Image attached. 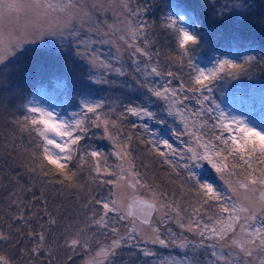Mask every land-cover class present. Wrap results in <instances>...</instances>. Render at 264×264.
Here are the masks:
<instances>
[{
	"label": "trees",
	"instance_id": "16d2710c",
	"mask_svg": "<svg viewBox=\"0 0 264 264\" xmlns=\"http://www.w3.org/2000/svg\"><path fill=\"white\" fill-rule=\"evenodd\" d=\"M121 1L126 3L133 27L140 20H146L150 25L147 29L146 45L140 43L143 37L135 43L150 50L152 60L149 61L143 56L133 57L131 54L127 64H120V72L117 73V62L122 59L117 56L115 49H111L109 55L114 56L115 53L117 61L114 59L110 69L102 73L81 58L79 41L77 43V37H74L63 48L56 41L26 45L23 53L11 61L6 71L0 68V79L3 80L0 95L6 97V107L0 108V229L6 233L10 232L13 237L11 242H0V252L8 255L14 264H47L49 258L52 264H86L88 259L100 250L99 246H107L113 239L127 236L130 223L126 216L123 219H115L114 213H110L108 223L110 227L117 228L118 233L111 232L110 228H94L87 232V235L93 237L89 250L73 254L64 246L66 239L79 228L90 224L89 218L92 217L93 211H100V206L94 203L85 207L88 201L93 197L104 199L106 194L113 191V185L99 181L89 182L78 192H72L62 189L58 184L49 183V178L32 173L28 166L32 163L31 154L36 151L40 138L36 133L22 131L11 122L24 114L23 109L18 107L21 103L31 100L33 95L41 90L63 101L65 109L73 113L81 111L82 99L103 103L104 111L111 119L116 120L118 125V128L113 130V135L130 148L131 164L134 165V171L140 174L143 183L151 185L153 191L165 194V199L179 205L186 214H192L195 209L200 208L195 190L184 184L181 176H177L176 172L181 171L180 168L174 171L162 162V158L153 150L152 143H149L157 142L156 138H152L151 133L144 129L145 123L148 127L151 124L157 127L165 125L170 129L167 137L170 142H175V136L179 137L176 134L182 133L178 130L180 127L176 121L165 114L166 100L151 97L147 92V89L168 86L169 80L173 88H177L180 81H184L186 85L189 82L190 69L171 60L175 56V43L170 32L163 26L165 17L169 13L175 15L182 11L198 18L199 30L204 33L207 41L195 53V61L199 65L201 62L205 64L232 54L237 55V62H243L248 55L254 56L255 62L248 66L245 72L217 80L214 87L219 88L213 89L214 91L221 92L226 89V85L238 87L239 82L244 85L264 83V0H244L243 11L235 7L241 2L235 4L234 0ZM143 9L147 11H142ZM133 10L141 11L137 15L133 14ZM220 12L224 15H219ZM106 47L108 48V45ZM151 67H158L162 75H148ZM168 71L177 75L168 77ZM98 75L103 76L101 78ZM158 78L163 81L155 80ZM97 80L103 82L97 83ZM187 95L192 96L191 93ZM183 103L193 112H196L195 108L199 105L191 98ZM129 107H146L157 121L154 118L152 120L132 115L126 111ZM210 130L203 129L206 138ZM86 143L98 146L105 154L100 160L102 171H117L118 159L111 160L116 146L106 138L101 129H92ZM176 143H179L178 139ZM160 149L164 151L163 148ZM239 170L243 172V167L237 166L236 171ZM84 180H87V170L83 174L82 183ZM200 210L202 215L216 214L215 209ZM46 213L56 219L55 225L48 224ZM19 215L26 218L27 226L15 219ZM110 217L113 218L109 219ZM138 224L141 225L140 222ZM29 231L45 232L48 247L52 249L51 257L47 252H44L39 260L25 255L27 250L34 246L32 239L27 235ZM140 240L142 239L139 238L137 242ZM164 248L166 247L157 248L151 255H145L143 249H136L122 241L115 255L105 260L104 264H159L162 251L167 250L168 257L172 254L171 250Z\"/></svg>",
	"mask_w": 264,
	"mask_h": 264
},
{
	"label": "snow or ice",
	"instance_id": "6c2138e0",
	"mask_svg": "<svg viewBox=\"0 0 264 264\" xmlns=\"http://www.w3.org/2000/svg\"><path fill=\"white\" fill-rule=\"evenodd\" d=\"M79 4L80 0H0V22L21 13L32 14L36 18L30 30L5 31L0 27V68L6 71L11 61L23 53L22 50L27 44L51 37L63 48L74 37H78L79 34L73 26V21L79 18L75 16ZM235 7L241 11L244 10L242 3ZM140 11L133 10V14L139 15ZM142 11H147V9ZM219 15L222 16L224 13L220 12ZM163 26L170 32L175 43V56L171 60L181 67L190 69L189 82L186 85L184 81H180L179 86L173 88L169 80L168 86L161 85L159 89H147V92L151 97L171 101L169 107L173 112L177 104H183L190 98L195 99L201 107L192 115L199 117L206 112L214 121L212 128L219 129V134H214L207 139L203 134H197L196 131L188 133L194 141V146H185L183 149L174 148L167 139L157 142L149 141L155 153L162 158L163 163L168 164L174 171L177 168L181 169L176 174L181 176L184 184L190 185L191 189L195 190L200 208L215 209L216 214L214 215H207V213L202 215L200 208H197L187 223L182 219L178 223L180 227L199 237V247L208 246L205 244L207 240L214 241L211 247L215 250L212 255L216 257V264H264V129L251 126L245 119L230 116L229 113L220 109V105L215 103L211 95L217 80L225 76L235 77L245 72L248 66L255 62V58L248 55L243 62L216 58L214 67H201L195 61V53L207 41L204 33L199 30L198 18L182 11L175 15L169 13L164 19ZM149 27L146 20H140L135 27L129 25L128 34L133 41L131 45L133 57L143 56L150 61L152 60L150 50L146 47H139L135 43L143 37L140 43L146 45ZM137 69H139V61H137ZM115 71L119 73L120 69L116 68ZM148 75L159 77L162 72L158 67H151ZM166 75L174 77L177 74L168 71ZM96 82L103 81L97 80ZM2 84L3 80L0 79V85ZM187 93H191L192 96L189 97ZM5 100L6 97L0 95V108L6 107ZM18 107L23 109L24 114L21 118L11 122L19 126L22 131H28L29 134L36 133L40 138L36 151L31 154L32 163L28 166L32 173L49 178V183L58 184L62 189L72 192H78L86 183L98 181L113 185L114 189H119L122 182L131 187L138 185L151 196V201L141 200L139 204L143 223L149 225L152 231L158 232V229H153L150 225V217L157 209V204H159V210L165 213V218L169 214L182 217L183 210L179 205L165 199V194L153 191L151 185L141 183L140 174L133 170L134 165L129 159L130 148L113 135V130L117 129L118 125L116 120L111 119L104 111L103 103L83 100L81 111L73 113L72 119H60L59 113L36 106L32 100H27ZM126 111L137 117L154 118L153 113L146 107H129ZM204 126L206 122L201 125V127ZM92 129H101L106 138L113 142L117 149L114 154L128 161L127 170L121 166L118 172H110L107 169L102 171L100 160L105 154L98 146L86 143ZM144 129L151 131L147 123L144 124ZM185 131H187V126ZM176 135L180 136L181 133ZM158 144H163L168 151H162L157 146ZM170 155L179 156L180 159L173 163ZM209 166L219 174L218 178L230 189L229 193H221L201 174V170ZM237 166L243 167V172L240 173L243 178L233 182L232 177L238 175ZM85 170H87V180L82 183ZM239 189H244L247 193L259 192V196L246 195L244 201L241 202L234 198ZM116 195V191H112L108 198L93 197L88 201L85 207L94 203L100 206V211H93L92 217L89 218L90 224L79 228L69 239L65 240L64 246L71 253L90 249L93 237L87 235V232L94 228H110L111 232L118 233V229L110 227L108 223L109 214L119 212L117 200L112 199ZM46 215L49 225L57 223L51 214L46 213ZM205 216L207 222H205ZM15 219L24 222L27 226V220L23 215ZM27 235L32 239L34 246L28 249L25 255L39 260L40 256L47 252L51 257L52 249L48 247V237L44 231H29ZM12 240L10 232L6 233L0 229V242H11ZM122 241L121 237L113 239L107 246H99L100 250L95 252L86 264H104L105 260L115 255ZM153 242L167 246V242L158 236ZM180 247L191 248L195 255L198 246L186 241ZM144 254L151 255L152 253L145 252ZM69 259L71 260V256ZM0 264H14V262L8 255L0 252ZM47 264H52L50 258ZM191 264H196L195 259L191 261Z\"/></svg>",
	"mask_w": 264,
	"mask_h": 264
},
{
	"label": "rangeland",
	"instance_id": "374dc122",
	"mask_svg": "<svg viewBox=\"0 0 264 264\" xmlns=\"http://www.w3.org/2000/svg\"><path fill=\"white\" fill-rule=\"evenodd\" d=\"M243 1L244 0H234V3H242ZM75 16L79 17L73 21V26L79 34L76 40L77 43L79 41L81 58L87 64H89L96 71L99 69V71L102 73L104 70L110 69L114 59L116 60L115 53L114 56L109 55L111 49H115L117 56L122 59L121 61L117 62L119 63V69L121 63L125 62L127 64V61L130 60V55L132 54L131 45L133 44V41L128 34V28L129 25H131V27L133 26L129 19L126 3L122 2L121 0H80V4L77 6ZM35 21L36 18L34 15H25L21 13L10 18H5L2 22H0V27H2L5 31L16 29L30 30ZM121 37H124V39H121ZM54 41H56L54 38L47 37L44 40L37 41L33 44H45ZM107 45L108 48L106 47ZM236 56V54H232L230 56H224L221 58L235 60ZM214 65L215 60L205 64L203 62L200 63L201 67L207 68L214 67ZM102 76L103 75H98V77L101 78ZM159 79L160 78L155 80L160 82L163 81L162 79ZM239 83L240 84L238 87L226 85V87H224L226 89L222 90L221 92L220 90H213L211 95L215 103L219 104L220 109L229 113L230 116L245 119L251 126L264 129V83L260 85H244L242 82ZM218 88L219 87H214L213 89ZM31 100L34 101L36 106L53 111L54 113H59L60 119H72L73 117V112L65 109L63 101L58 100L53 95H49V93L44 90H41L40 92H37L35 95H33ZM83 100L85 99L81 100V105ZM90 102H92V100ZM170 103L171 101L166 100L164 104L165 114H167L170 119L173 118L176 121L177 126L180 127L178 130H180L182 133L179 137L175 136V142H170L167 138L170 129L167 126L161 124L160 127H157L151 124L149 126L151 129L150 133L152 138H156V141L164 138L167 139L174 148L183 149L185 146H194V141L188 134L192 131H196L197 134L204 135L203 129H211L208 131V138L211 137L209 135H213V132L214 134H219V129L212 128L214 121L206 112L202 116L195 117L192 115L193 111L191 109L188 110L184 103L177 104L176 110L173 112L169 107ZM200 107L201 106L198 105V107L195 108V111H199ZM181 113L183 115H181ZM155 121L157 120L155 119ZM205 122L206 126L201 127V125L205 124ZM194 124L195 127H193ZM186 126L187 131H185ZM204 137L207 139L205 135ZM53 138L58 139V137L54 136ZM177 139L179 143H176ZM158 146L163 148L165 152L168 151L164 148L163 144H158ZM116 150L117 149H115L114 153ZM114 158L118 159V167L116 172L119 171L121 166L125 170L129 168L128 161L118 158L115 154L112 155L111 160ZM170 158L175 162L180 159L179 156L171 155ZM236 172L238 175L232 177L233 182L242 179L239 178V176L242 177V175H240V173H242L241 170ZM201 174L206 176L207 181L213 183L221 193L230 192V189H228L224 185L223 181L218 178L219 174L215 173V170L211 169L210 166L203 168L201 170ZM140 180L141 183H143L141 177ZM113 191H116L117 195L112 197V199L117 200V207L119 209L118 213H114L115 219H123V217L126 216L124 213V207L130 199H151L150 193L145 189L140 188L138 185L136 187H131L124 182H122L119 189H114L113 187ZM258 193L259 192L247 193L244 189H239L234 198L243 202L246 195L249 197L257 196ZM109 194H106L104 198H108ZM191 215L192 214H186V212L183 211L182 217H176L174 214H169L168 217L165 218V213L159 210L151 223V228L158 229V232L152 231L149 226H144L142 224L140 225L138 222H132L127 217V220L130 223L128 224L129 227L127 228V236H122L123 241H126L128 245H131L136 249H143L145 252L150 253L155 251V249L157 250V248L162 249L163 247H166L164 249L171 250L172 254L169 257L167 250L162 251L163 254L161 258L159 257V264H191L193 259H195L196 264H216V257L212 255V252L215 250L211 247L214 241L207 240L205 241V244L208 246L199 247V237L194 233L188 232L184 228L180 227L178 221L182 219L185 223H187ZM113 217H110L109 219H112ZM225 218H227V214H225ZM205 222H207L206 218ZM163 226L166 228H163ZM157 236L160 239H164L167 242V246L154 243L153 240ZM139 238L142 240L137 242ZM186 241L197 244L198 247L195 251V255L193 254L191 248L185 249L180 247V245Z\"/></svg>",
	"mask_w": 264,
	"mask_h": 264
},
{
	"label": "water",
	"instance_id": "95a60500",
	"mask_svg": "<svg viewBox=\"0 0 264 264\" xmlns=\"http://www.w3.org/2000/svg\"><path fill=\"white\" fill-rule=\"evenodd\" d=\"M257 196H259V193ZM141 200L151 201V199H147V198H132L127 202V205H125L124 213L126 217H128L132 222H140L144 226H149L143 223L142 210L139 204ZM157 213H158V205H157V209L152 212V216L150 217V225Z\"/></svg>",
	"mask_w": 264,
	"mask_h": 264
},
{
	"label": "flooded vegetation",
	"instance_id": "af4514ba",
	"mask_svg": "<svg viewBox=\"0 0 264 264\" xmlns=\"http://www.w3.org/2000/svg\"><path fill=\"white\" fill-rule=\"evenodd\" d=\"M126 205H127V203H126Z\"/></svg>",
	"mask_w": 264,
	"mask_h": 264
}]
</instances>
